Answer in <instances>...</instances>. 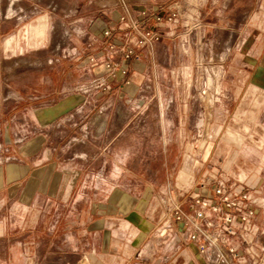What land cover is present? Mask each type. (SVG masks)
I'll return each mask as SVG.
<instances>
[{
	"label": "rangeland",
	"instance_id": "obj_1",
	"mask_svg": "<svg viewBox=\"0 0 264 264\" xmlns=\"http://www.w3.org/2000/svg\"><path fill=\"white\" fill-rule=\"evenodd\" d=\"M153 1L178 20L140 44L142 12H152L134 9L140 0H0V165L16 163L21 183L0 188V264H86L98 213H123L124 193L166 217L201 180H238L223 171L237 160L228 143L246 137L252 151L264 147V108L246 113L260 122L243 123L247 109L234 113L231 93H220L243 78L244 60L234 56L241 45L226 43L238 28L204 23H264V0H209V17L205 0ZM113 13L131 43L104 34ZM128 59L138 74L122 65ZM78 94L77 107H56ZM47 106L66 110L50 122L41 116ZM13 135L17 152L5 140ZM249 159L253 166L264 155ZM39 168L48 186L27 203ZM125 214L103 227L122 228Z\"/></svg>",
	"mask_w": 264,
	"mask_h": 264
},
{
	"label": "crops",
	"instance_id": "obj_2",
	"mask_svg": "<svg viewBox=\"0 0 264 264\" xmlns=\"http://www.w3.org/2000/svg\"><path fill=\"white\" fill-rule=\"evenodd\" d=\"M219 0H213V3L218 2ZM206 6L210 9L208 12V17L212 13V8L210 1L205 0ZM134 9H151L154 14H162L166 10L163 7V4L156 3L153 0H140L138 5L134 6ZM115 12V11H114ZM118 16V15H117ZM113 13L109 18L107 17V22L109 27L113 30V33L116 37H120L119 42L124 41V43L129 44L133 41V36L128 35L127 32H123V22ZM100 19L99 23H104L103 19ZM182 23V22H180ZM205 23L207 28H229L236 27L237 35H233L226 41L227 44L234 43L240 44L234 56H238L240 59L244 60L242 63L243 70H238L243 78L237 79L236 82H233L232 85L229 84L220 89L222 94L224 91L231 93L233 100L230 103H227L228 107L233 109L234 113H239L242 109H247L243 111L245 113L244 118L242 119L243 123H258L259 120L256 116L257 112L254 111V116L246 117V113L251 114L250 109H262L264 108V99L262 94L264 93V23H223V22H214L208 20ZM105 25V24H104ZM103 25V26H104ZM165 24L154 25V29L163 30ZM244 27L245 31H240V28ZM171 34L174 31H170ZM224 42V40H221ZM236 57H234L235 59ZM133 59V58H131ZM131 59L122 61L126 62L131 69L135 68V74H138V67L133 65ZM143 69V68H142ZM242 69V68H241ZM227 76L233 75L235 71L228 68L225 69ZM133 73V74H134ZM224 73V75H225ZM223 75V76H224ZM224 97L225 95L222 94ZM250 96V98H249ZM220 98V97H219ZM83 95H71L65 98L64 101L57 103L56 107L71 109L77 107L83 101ZM41 116L45 117L47 121H52L55 116L63 114L64 111H59L54 106H47ZM248 114V113H247ZM261 119V118H260ZM257 133H255V136ZM239 137L237 140L236 148H234L233 143H228V153H236L237 160L228 167H223V171L228 173L230 176L238 178H245L244 180H232L230 177H222L225 179L227 186L230 190H243L248 189L254 193L264 192V161H260L259 164L252 163L249 159L251 154L264 155V147H258V149H253L247 144V138L244 137L243 140ZM6 141L10 140V143L13 147L14 152H17V136L5 137ZM38 145V144H37ZM42 146L40 147V149ZM233 148V151H232ZM38 149V148H37ZM224 151H222L223 153ZM254 152V153H252ZM236 163V164H234ZM236 165V166H234ZM178 166V165H177ZM176 168V167H175ZM177 169V168H176ZM174 169V170H176ZM180 171V178L187 176L189 174L188 168ZM37 172V174L35 173ZM48 172H45L42 168L35 169L33 175H31L30 181L31 186L29 187V198L27 203H31L35 198L37 191H42L45 183L49 182ZM52 172V171H50ZM54 173V172H53ZM17 174V164L16 163H7L5 165H0V188L6 185H11L9 188L17 189V185L20 186L21 183H17L19 178ZM42 176V178H41ZM35 177V178H34ZM51 178V175L49 176ZM48 178V179H47ZM47 179V180H46ZM4 182V183H3ZM58 183V177L56 178L55 185ZM213 187H209L202 190V193L208 194L211 192ZM196 190V189H195ZM45 192V191H43ZM115 195L114 192L110 195ZM118 200V199H117ZM120 210L124 211L123 213L116 212H99L98 218L96 217L94 224L97 227L94 229L95 235L99 237V241H95L93 250L89 253V258L86 264H204L205 261L200 255L197 246L188 241L184 234L178 227V224L174 222L173 231L166 236H161L159 232L156 231L162 223L163 214L158 215L155 212L151 211L150 205L143 203L145 199H138L132 195L124 193L120 199ZM112 202V201H111ZM114 203V202H113ZM116 204V203H115ZM140 205L141 208L139 207ZM190 202L187 203L185 209H190ZM117 208V207H116ZM123 209V210H122ZM132 209L135 211L131 212ZM118 210V209H116ZM126 213V214H125ZM127 213H129L127 215ZM122 214H125L126 225H122L120 228L115 226L113 228H104L105 222L107 219H113L121 221L123 218ZM254 222L260 228L259 234L256 237V247L260 254L264 257V206H259L257 208L256 216L254 217ZM102 225V226H101ZM104 236V242L102 237ZM157 236V237H156ZM229 243L236 246L241 252L239 262L243 264L248 263V258L243 251V245L237 237H230Z\"/></svg>",
	"mask_w": 264,
	"mask_h": 264
},
{
	"label": "built area",
	"instance_id": "obj_3",
	"mask_svg": "<svg viewBox=\"0 0 264 264\" xmlns=\"http://www.w3.org/2000/svg\"><path fill=\"white\" fill-rule=\"evenodd\" d=\"M178 16L177 11H166L162 14L143 11L140 44L160 38L159 33L153 27H148V24L159 25L165 23L164 21L176 23ZM104 34L110 36L111 27L106 26ZM132 53L133 50H128L127 57ZM209 187H213L211 192L203 194L202 190ZM190 205L187 210L181 203H175L168 216L163 219L161 236L170 234L176 222L186 239L197 246L204 264H243L239 262L241 252L229 243L230 237H237L248 258L247 264H264V257L255 243L257 235L262 231L254 222L257 208L264 206V192L230 190L225 179L207 178L201 180L190 195Z\"/></svg>",
	"mask_w": 264,
	"mask_h": 264
}]
</instances>
